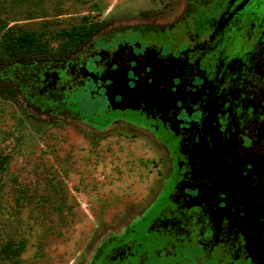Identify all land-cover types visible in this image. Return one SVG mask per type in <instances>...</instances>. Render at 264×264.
<instances>
[{
	"label": "rangeland",
	"instance_id": "374dc122",
	"mask_svg": "<svg viewBox=\"0 0 264 264\" xmlns=\"http://www.w3.org/2000/svg\"><path fill=\"white\" fill-rule=\"evenodd\" d=\"M194 1L175 39L202 37L226 0ZM184 3L0 0V42L14 26L56 49L67 30L92 22L104 24L92 41L136 32L128 28H139L140 38H163ZM82 88L65 93L73 113L22 93L16 101L0 96V264H90L129 228L147 255L144 264H195V256L178 250L153 254L159 244L151 225L172 191L169 154L176 156L177 139L162 127L152 130V119L137 110L105 108ZM8 245L15 251L6 252Z\"/></svg>",
	"mask_w": 264,
	"mask_h": 264
},
{
	"label": "flooded vegetation",
	"instance_id": "af4514ba",
	"mask_svg": "<svg viewBox=\"0 0 264 264\" xmlns=\"http://www.w3.org/2000/svg\"><path fill=\"white\" fill-rule=\"evenodd\" d=\"M195 3L185 0L166 37L128 28L136 32L91 40L84 64L58 71L39 100L73 113L65 93L83 87L105 108L123 103L175 136L172 191L151 225L155 256L264 264V0H226L202 37L175 39ZM131 232L90 264H144Z\"/></svg>",
	"mask_w": 264,
	"mask_h": 264
},
{
	"label": "trees",
	"instance_id": "16d2710c",
	"mask_svg": "<svg viewBox=\"0 0 264 264\" xmlns=\"http://www.w3.org/2000/svg\"><path fill=\"white\" fill-rule=\"evenodd\" d=\"M102 22H92L65 32V40L52 49L33 32H16L12 26L2 34L0 42V96L12 101L22 93L29 100L41 99L40 91L54 90L58 71L70 73L74 65L84 64L86 47L103 29ZM0 156V168L2 165ZM6 252L15 251L6 246Z\"/></svg>",
	"mask_w": 264,
	"mask_h": 264
},
{
	"label": "water",
	"instance_id": "95a60500",
	"mask_svg": "<svg viewBox=\"0 0 264 264\" xmlns=\"http://www.w3.org/2000/svg\"><path fill=\"white\" fill-rule=\"evenodd\" d=\"M125 107H127V105H124L123 103L112 104V108L124 109Z\"/></svg>",
	"mask_w": 264,
	"mask_h": 264
}]
</instances>
